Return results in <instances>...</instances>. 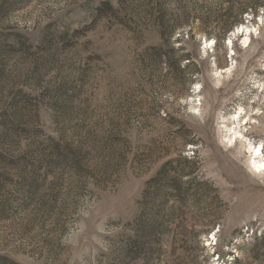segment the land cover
Here are the masks:
<instances>
[{
    "label": "rangeland",
    "instance_id": "374dc122",
    "mask_svg": "<svg viewBox=\"0 0 264 264\" xmlns=\"http://www.w3.org/2000/svg\"><path fill=\"white\" fill-rule=\"evenodd\" d=\"M250 4L0 0V264H264Z\"/></svg>",
    "mask_w": 264,
    "mask_h": 264
},
{
    "label": "trees",
    "instance_id": "16d2710c",
    "mask_svg": "<svg viewBox=\"0 0 264 264\" xmlns=\"http://www.w3.org/2000/svg\"><path fill=\"white\" fill-rule=\"evenodd\" d=\"M251 6H244V7H240L238 8V10H236V15L234 16V20H224V22L222 23L223 28L226 29L225 32H227V30L239 19L242 18L243 15L249 13V11L252 12L253 15H257L258 13V9L260 6H264V0H253V4H250ZM254 7V8H252ZM229 13H233V10L231 8L228 9ZM159 22L162 20V22L164 23L163 18L158 17ZM8 263H10L8 261ZM11 264H13L11 262Z\"/></svg>",
    "mask_w": 264,
    "mask_h": 264
},
{
    "label": "bare ground",
    "instance_id": "6f19581e",
    "mask_svg": "<svg viewBox=\"0 0 264 264\" xmlns=\"http://www.w3.org/2000/svg\"><path fill=\"white\" fill-rule=\"evenodd\" d=\"M236 132L237 131H234V134L236 135ZM235 135H232L231 136V138H233V140H235L236 139V137H235ZM234 136V137H233ZM243 137H245L244 135H243ZM246 138V137H245ZM248 139V138H247ZM232 140V139H231ZM261 148H262V146H261ZM260 147L258 148V147H255L254 149H253V153H258L259 151H261L260 149H261ZM255 169H256V172L258 173V174H260L261 172H262V170H264V163H262V161L260 162H257V163H255Z\"/></svg>",
    "mask_w": 264,
    "mask_h": 264
}]
</instances>
